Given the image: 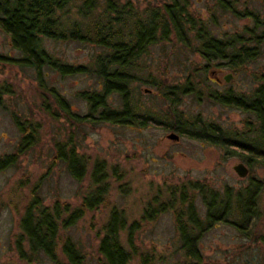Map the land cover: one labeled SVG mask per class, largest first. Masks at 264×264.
Listing matches in <instances>:
<instances>
[{
    "label": "rangeland",
    "instance_id": "374dc122",
    "mask_svg": "<svg viewBox=\"0 0 264 264\" xmlns=\"http://www.w3.org/2000/svg\"><path fill=\"white\" fill-rule=\"evenodd\" d=\"M121 1H131L142 11L163 6L168 0ZM216 1L188 0V3L191 12L213 20L211 28L217 34L229 35L241 31L245 25H253L248 18L220 9ZM81 2L73 0L69 16L78 17ZM235 6L238 10L246 7L260 10L264 19L262 0H235ZM46 46L57 57L74 64H91L102 51L92 44L75 41L47 40ZM195 48V42L186 46L174 35L151 46L134 69L131 89L135 100L142 110L164 118L178 110L188 118L201 117L227 130L243 131L249 115L211 96L226 91L251 94L259 84L258 76L264 74V52L240 70L222 61L205 69L206 63ZM0 55L21 56L1 28ZM214 69L218 71L213 73ZM228 74H232L229 82L225 80ZM0 84L10 88L0 103V156L17 152L20 145L22 132L14 115L40 124L38 142L21 152L15 165L0 172V264H69L61 243L57 261L44 252H32L19 222L35 189L48 205L56 201L69 203L71 208L80 205L96 189V163L97 174L103 176L101 183L108 189L104 202L88 210L72 228L60 230L63 238L70 237L81 248L87 264H104L99 243L114 208L123 213L128 225L139 222L134 234L137 254L130 264H140V254L156 256V264H176L184 257L175 215L183 191L187 198L193 196L198 214L205 220L206 200L198 187L222 193L227 187L234 191L244 189L253 179L264 185V167L260 164L254 167V174L241 177L234 169L236 164L246 163L241 154L227 153L220 146L162 126L80 124L67 118L56 104L53 115L46 110V102L51 104L53 99L39 87L35 71L14 60L0 59ZM48 85L58 89L81 115L88 113L89 106L79 94L97 90L99 86L91 74L63 76L56 72H50ZM186 85L191 91L183 94L180 104L172 109L165 92L173 86L182 89ZM108 102L112 107H120L116 94ZM173 132L180 135L178 140L169 138ZM70 136L86 164V174L80 180L70 174L64 160L56 157L57 144L69 141ZM259 207V220L250 234L240 232L230 223L204 225L200 240L202 264H264V187ZM121 238L128 246V229L121 233Z\"/></svg>",
    "mask_w": 264,
    "mask_h": 264
},
{
    "label": "trees",
    "instance_id": "16d2710c",
    "mask_svg": "<svg viewBox=\"0 0 264 264\" xmlns=\"http://www.w3.org/2000/svg\"><path fill=\"white\" fill-rule=\"evenodd\" d=\"M72 6L73 0H0V28L10 36L12 46L21 55L17 58L0 55V59L14 60L20 66L35 71L39 87L53 99L51 104L46 102L47 111L55 115L53 104H56L67 118L80 124L111 122L162 126L220 146L227 153L241 154L250 174H254L257 164L264 167V74L258 76L259 84L249 95L226 91L211 96L249 115L241 132L227 130L201 117L188 118L178 110H174L172 115L170 113L168 118L144 111L131 89L138 60L151 46L169 40L173 35L186 46L191 41L196 43L195 50L204 59L205 69L217 61L237 70L254 62L264 52V19L260 10L248 7L238 10L235 0H217L216 6L220 9L253 21V25H245L241 31L223 35L211 28L212 19L191 12L188 0H168L163 6L148 7L142 11L131 1L82 0L76 12L77 18L69 16ZM47 40L89 43L102 51L96 54L91 64H74L50 52ZM50 72L63 76L91 74L97 78V90H85L79 94L89 106L88 113H76L66 97L54 86L48 85ZM190 91L188 85L182 89L173 86L167 89L165 98L174 109L180 104L181 96ZM6 93H10L8 85L0 86V103ZM114 94L120 98V107L109 105L108 100ZM14 120L22 132V139L17 152L0 156V172L15 165L18 155L34 146L39 139L38 122L20 120L15 115ZM57 145V159L66 162L73 177L83 179L86 164L84 157L77 153L73 138L70 136L69 141ZM98 168L96 163V189L76 207L71 208L69 203L61 201L48 205L38 190H33L19 222L32 252H44L57 261V249L61 243L69 264H87L81 248L70 237L63 238L60 230L72 228L88 210L104 202L108 189L101 183L103 176L97 174ZM263 187L258 179H253L249 186L238 191L227 187L221 193L198 187L206 200L205 220L200 218L193 196L189 199L183 191L180 205L175 207V215L184 257L176 264H202L204 256L200 240L204 225L210 227L217 222L230 223L240 232L250 234L259 220V198ZM138 228L139 222L128 225L121 211L112 210L98 249L104 264H130L137 254L134 234ZM125 229H128V246L121 238ZM155 259L154 255L140 254V264H156Z\"/></svg>",
    "mask_w": 264,
    "mask_h": 264
},
{
    "label": "water",
    "instance_id": "95a60500",
    "mask_svg": "<svg viewBox=\"0 0 264 264\" xmlns=\"http://www.w3.org/2000/svg\"><path fill=\"white\" fill-rule=\"evenodd\" d=\"M231 78H232V74H228V75H226L225 80L227 82H229L231 80ZM169 138L174 139V140H178L180 138V135L176 132H173L169 135ZM234 169L236 170V172L241 177H246L250 172L249 167L244 162H240V163L236 164L234 166Z\"/></svg>",
    "mask_w": 264,
    "mask_h": 264
},
{
    "label": "flooded vegetation",
    "instance_id": "af4514ba",
    "mask_svg": "<svg viewBox=\"0 0 264 264\" xmlns=\"http://www.w3.org/2000/svg\"><path fill=\"white\" fill-rule=\"evenodd\" d=\"M216 71H218V70L214 69V70H213V73H215ZM216 78L218 79L219 77H216Z\"/></svg>",
    "mask_w": 264,
    "mask_h": 264
}]
</instances>
